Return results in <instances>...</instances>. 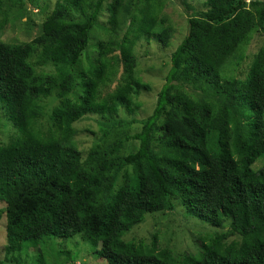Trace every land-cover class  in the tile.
I'll return each mask as SVG.
<instances>
[{
    "label": "trees",
    "instance_id": "trees-1",
    "mask_svg": "<svg viewBox=\"0 0 264 264\" xmlns=\"http://www.w3.org/2000/svg\"><path fill=\"white\" fill-rule=\"evenodd\" d=\"M180 1L187 34L133 134L121 115L150 90L137 46L174 38L165 3L57 0L38 35L14 43L2 39L8 24L42 6L0 0V107L15 130L0 143L5 262L48 264L50 242L82 235L107 264H264V2ZM234 56L231 81L223 69ZM91 117L100 133L84 156L77 127ZM176 200L216 230L196 236L197 251L176 257L159 232L127 239Z\"/></svg>",
    "mask_w": 264,
    "mask_h": 264
},
{
    "label": "rangeland",
    "instance_id": "rangeland-1",
    "mask_svg": "<svg viewBox=\"0 0 264 264\" xmlns=\"http://www.w3.org/2000/svg\"><path fill=\"white\" fill-rule=\"evenodd\" d=\"M57 0H40L41 9L37 10L29 4V9L32 10L33 18L32 22L29 19H23L15 25L10 22L6 28V31L2 37L4 41L14 43H24L31 40L34 36L38 35L40 27L45 17L48 16ZM165 3L164 13L170 18L172 26L175 30L174 38L171 41L169 48L165 49L160 44L152 41H141L137 46L136 54L138 56V69L137 75L143 83L149 86L150 90L140 91L137 102L140 104V110L133 116H127L122 114L125 119L134 121L132 127V133L139 132L141 125L139 122L147 119L152 115L155 105L157 103V96L160 92L165 77L169 70L170 56L174 50L181 44L187 34V17L184 11V7L180 0H160ZM186 3L193 7V9H200L203 0H185ZM264 2V0H255ZM107 5V3H106ZM139 10L143 8V3L139 5ZM31 22V25H30ZM135 24H133V27ZM102 37V33L98 32L95 39ZM248 48L243 51V54H247ZM239 56L233 57L230 62L229 69H223L225 71L224 77L228 80H234L237 65L239 64ZM166 65H168L166 67ZM236 69V70H235ZM223 72V71H222ZM250 120H252L251 114H249ZM95 117H91L78 125V135L76 136V143L86 156L90 148L97 141L99 137V130L95 121ZM48 121V118H47ZM47 127L50 125L48 122ZM0 143H8L15 135V130L10 121L5 117L0 107ZM88 130H92L94 134L88 133ZM17 134V133H16ZM137 144L132 143L129 146V151L134 149ZM176 209L174 213H165L157 215L153 218H147L144 225L137 226L133 229L127 239L129 240H141L146 239L148 243L151 242V236L159 232L160 244L163 247L172 249L176 257H182L188 251H197V243L195 241L196 236H200L203 229L206 232L214 233L211 227L206 226L197 217L189 215L181 201L176 200ZM4 207L0 205V210ZM184 216L187 220H184ZM6 225L7 220L3 218L0 221V260L4 264H10L5 262V246L7 244L6 238ZM199 225V226H198ZM200 227L202 229H200ZM49 261L48 264H107V262L98 256L99 247H95L91 241L87 240L84 236L78 235L68 240H55L49 243L48 247ZM23 264V262H22Z\"/></svg>",
    "mask_w": 264,
    "mask_h": 264
}]
</instances>
